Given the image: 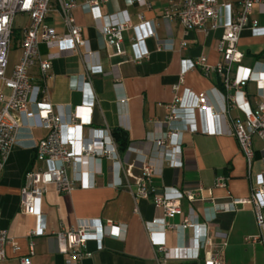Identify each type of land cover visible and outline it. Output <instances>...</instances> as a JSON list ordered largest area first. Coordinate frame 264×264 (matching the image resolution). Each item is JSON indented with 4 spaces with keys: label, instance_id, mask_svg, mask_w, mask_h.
Here are the masks:
<instances>
[{
    "label": "crops",
    "instance_id": "1",
    "mask_svg": "<svg viewBox=\"0 0 264 264\" xmlns=\"http://www.w3.org/2000/svg\"><path fill=\"white\" fill-rule=\"evenodd\" d=\"M220 1L234 5L238 0ZM145 2L144 5L137 1L128 5L124 0H106L99 2L98 6L101 14L111 21L127 18L131 25L150 22L155 35L144 41L148 51L146 57L132 59L130 45L135 35L132 28L122 33L123 53L115 54L101 32L103 20L93 19L84 0H77L73 9L75 23L82 28V37L89 41L88 47L94 55L82 56L72 50H64L52 62L46 77L40 74L37 66L30 71L33 82L46 87L48 101L54 110L66 113L69 108L80 106L79 118L89 119L90 127L108 128L110 131L121 128L127 132L129 145L125 152L118 151L119 161L124 169L131 165L134 176L140 174L141 159L156 154L151 138L164 129L157 122L162 121L167 112L164 105L174 98L172 86L180 80V60L204 56L213 66L222 59L216 50L222 28L208 32L192 29L184 33L177 19L164 16V9L177 5L179 0ZM252 19L258 27L264 28V13L259 12L256 6L252 10ZM46 23L59 34L66 32L56 10L49 12ZM182 41H185L184 47L180 46ZM158 45L165 48H158ZM237 47L243 53L242 66L252 67L256 61L264 63V34L254 35L246 28L240 33ZM39 50L42 55L48 51L44 44L39 45ZM92 64L98 67L91 68ZM81 80L89 82V89L85 86L82 91L76 88ZM182 88L194 93L206 92L208 103L216 111H221L225 104L222 77L215 72L206 73L198 66L192 68L183 74ZM243 90L250 104L254 105L255 83L247 82ZM91 95L94 103L85 107L84 102ZM121 98L125 101L120 102ZM241 116L237 108L228 109L225 127L231 125L233 118ZM24 120L25 124L18 130L16 143L11 147L0 174V228L7 232L17 247L13 249L12 245H7L6 257L0 264H21L20 260L25 256L30 257L31 264H67L66 255L57 251L53 233L61 226L70 227L79 221L94 226L111 221L116 228L114 231L120 232L119 237L105 236L101 241L88 239L86 250L89 256L83 259L82 264H204L209 252L218 254L221 264H264V245L259 241H245L246 237L260 233L253 205L249 202L235 204L233 211L217 213L208 231L210 244L199 249L197 259L165 260L164 251L152 244L150 233H160L154 235L164 241L166 248H181L188 246L192 231L182 228L163 230L158 225L162 211L155 208L150 200L133 196L134 179L126 176L124 170L119 176L122 184H115L116 165L106 159L95 160L89 165L96 172L93 187L58 192L50 185L37 203L42 218L23 213L19 209V197L24 174L29 168L39 166L32 147L47 133L46 129L33 125L32 119ZM174 125L181 127L182 123ZM86 133V127L76 130V135ZM252 146L253 159L248 167L234 136L184 131L180 147L181 166H164L161 174L151 179V186L158 192H184L201 187V198L193 202L183 198L180 208L183 215L192 208L202 221L203 209L212 214L215 205L250 197L255 177L263 169L260 150L264 140L254 137ZM218 176L227 178L225 187H214ZM262 212L264 214V208ZM181 220L182 216H176L169 221L178 224ZM152 221L158 224H150ZM41 226L43 235L30 236L31 230Z\"/></svg>",
    "mask_w": 264,
    "mask_h": 264
},
{
    "label": "built area",
    "instance_id": "2",
    "mask_svg": "<svg viewBox=\"0 0 264 264\" xmlns=\"http://www.w3.org/2000/svg\"><path fill=\"white\" fill-rule=\"evenodd\" d=\"M106 0H84L86 10L95 20H103L101 32L106 44L114 49L115 54L123 53L122 33L127 28L134 31V39L130 47L132 59L140 60L148 55L144 47L146 38L155 35L149 21H141L131 25L127 18L111 21L101 14L99 2ZM130 5L137 1L146 4L145 0H124ZM77 0H0V174L11 147L16 143L17 132L29 119L33 125L47 130L46 135L33 145L35 160L39 166L29 168L24 174V182L20 190L19 209L26 214L42 218L37 209V203L44 195L47 187L52 185L58 192H70L76 187L88 189L95 185L94 168L89 165L101 159L109 160L116 165V183L121 185L120 173L124 170L126 176L133 177L134 197L151 201L152 205L162 211L161 223L152 221L165 229H190L192 235L188 246L181 248H166L164 241L150 233L152 244L164 251V259H197L199 249L209 240L210 224L221 211H233L235 204L252 203L255 221L260 231L259 235L248 236L247 242L259 241L264 245V146H262L261 160L263 169L255 177L248 199H234L226 205L213 206L212 214L203 209L202 221L194 210L182 214L181 199L189 202L201 198L203 189L198 187L184 192H158L151 186V179L161 174L164 166L179 167L180 147L184 131L197 132L207 135L230 134L235 137L243 153L247 166H251L253 159V138L264 140V63L254 62L252 67L241 65L243 53L238 49V40L242 30L248 28L254 35H263L264 28L258 27L252 19V10L256 6L264 13V0H238L231 2L220 0H179L177 5H170L164 9V16L177 19L184 28V33L192 29H202L204 32L222 28L218 37L216 50L221 54V61L209 65L206 57L200 56L195 60L181 59L180 80L172 86L174 98L171 103L164 105L166 114L162 121L157 122L164 127L160 133L151 138L156 154L151 158L140 161V174L131 173V165L124 169L119 161L117 145L108 128L95 129L89 126V119H80L78 109L69 108L66 113L54 110L47 98L45 86L35 84L30 75L33 67L37 66L43 77L48 75L52 62L64 50H72L82 56L94 55L90 51L89 41L82 37V28L75 23L73 9ZM52 10L60 14L66 32L59 34L54 27L46 23V18ZM16 14L28 17V24L23 27L19 42L18 61L8 72V49L13 34L12 23ZM140 18V15H138ZM44 44L48 51L42 55L39 45ZM185 46V41L180 43ZM158 48L165 46L158 45ZM171 48V46H169ZM204 72H215L222 77L225 104L221 111H216L208 103L206 92L194 93L187 88L180 89L183 74L195 67ZM91 68L98 67L96 64ZM253 81L256 88V102L251 105L243 90L247 82ZM89 89V82L81 80L76 88ZM88 86V87H87ZM125 99L121 98L120 102ZM94 103L93 95L84 102L85 107ZM82 106V105H81ZM235 107L242 113L241 117L231 120V125L225 127L228 109ZM182 123L181 127L174 125ZM87 128L86 135H76V130ZM227 178L218 176L214 187H225ZM210 191V190H209ZM137 211V208H134ZM182 216L180 223L169 220ZM118 228V227H117ZM111 221L94 226L83 221L70 227L61 226L53 236L57 243V251L66 255L67 264H82L89 256L86 242L90 238L101 241L105 236H120ZM119 229V228H118ZM30 236L44 234V228L38 227L29 232ZM223 235L221 233H215ZM12 245V239L7 232L0 228V263L5 259V248ZM30 250L33 242H30ZM21 264H31L29 256L22 257ZM204 264H221L220 256L209 252Z\"/></svg>",
    "mask_w": 264,
    "mask_h": 264
},
{
    "label": "rangeland",
    "instance_id": "3",
    "mask_svg": "<svg viewBox=\"0 0 264 264\" xmlns=\"http://www.w3.org/2000/svg\"><path fill=\"white\" fill-rule=\"evenodd\" d=\"M28 17L21 14H16L13 19L12 28H13V34L11 37L9 49H8V69L9 72L10 69L13 67V65L18 61L19 57V38L21 29L26 25Z\"/></svg>",
    "mask_w": 264,
    "mask_h": 264
},
{
    "label": "trees",
    "instance_id": "4",
    "mask_svg": "<svg viewBox=\"0 0 264 264\" xmlns=\"http://www.w3.org/2000/svg\"><path fill=\"white\" fill-rule=\"evenodd\" d=\"M111 134L117 145L118 151L121 153L125 152L129 145L127 132L121 128H113L111 129Z\"/></svg>",
    "mask_w": 264,
    "mask_h": 264
}]
</instances>
